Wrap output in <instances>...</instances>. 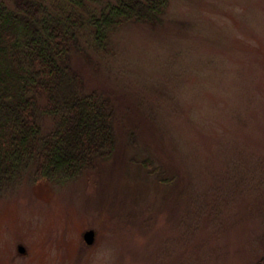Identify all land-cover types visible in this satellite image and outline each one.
<instances>
[{
    "label": "rangeland",
    "instance_id": "1",
    "mask_svg": "<svg viewBox=\"0 0 264 264\" xmlns=\"http://www.w3.org/2000/svg\"><path fill=\"white\" fill-rule=\"evenodd\" d=\"M79 45L82 89L113 102L115 150L64 182L30 166L0 188V264H260L264 0H168L107 51Z\"/></svg>",
    "mask_w": 264,
    "mask_h": 264
},
{
    "label": "trees",
    "instance_id": "2",
    "mask_svg": "<svg viewBox=\"0 0 264 264\" xmlns=\"http://www.w3.org/2000/svg\"><path fill=\"white\" fill-rule=\"evenodd\" d=\"M12 3L0 0V188L30 166L34 180L64 182L115 150L111 97L82 89L72 50L85 54L84 39L107 51L111 32L130 21L158 23L168 0H62L53 9L43 0ZM42 115L53 118L46 132Z\"/></svg>",
    "mask_w": 264,
    "mask_h": 264
},
{
    "label": "water",
    "instance_id": "3",
    "mask_svg": "<svg viewBox=\"0 0 264 264\" xmlns=\"http://www.w3.org/2000/svg\"><path fill=\"white\" fill-rule=\"evenodd\" d=\"M83 238H84V240H85L86 243H88V244L92 243L93 240H94V230L89 229V230L85 231L83 233ZM18 249H19L20 252H23L24 251L23 246H19Z\"/></svg>",
    "mask_w": 264,
    "mask_h": 264
}]
</instances>
